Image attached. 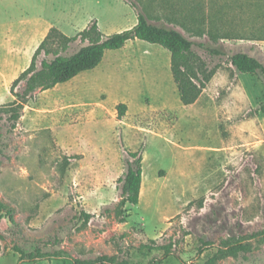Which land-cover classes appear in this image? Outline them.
<instances>
[{
  "label": "rangeland",
  "instance_id": "rangeland-1",
  "mask_svg": "<svg viewBox=\"0 0 264 264\" xmlns=\"http://www.w3.org/2000/svg\"><path fill=\"white\" fill-rule=\"evenodd\" d=\"M129 2L151 22L176 26L160 0H0L10 46L21 53L11 54L10 66L0 60L10 87L51 27L75 36L97 20L103 32H120L133 27ZM177 27L198 43L194 49L212 71L194 104L181 101L171 52L140 39L108 50L96 68L38 90L14 128L4 107L15 96L2 86L0 264L102 256L106 264H264L257 236L264 231V74L230 63L240 51L264 63V39L212 40ZM80 46L75 41L68 52ZM25 87L22 81L16 91ZM120 103L127 105L121 119ZM128 151L142 153L143 185L140 203L128 205L130 216L120 222L113 209ZM65 157H72L66 167ZM82 210L92 214L87 224ZM236 242L247 250L224 256Z\"/></svg>",
  "mask_w": 264,
  "mask_h": 264
},
{
  "label": "trees",
  "instance_id": "trees-1",
  "mask_svg": "<svg viewBox=\"0 0 264 264\" xmlns=\"http://www.w3.org/2000/svg\"><path fill=\"white\" fill-rule=\"evenodd\" d=\"M160 2L166 11V18L176 26L151 22L148 15L139 10L136 3L129 2L137 13L138 23L120 32L111 34L103 32L97 20L91 21L75 36L67 35L56 26L51 27L37 47L30 65L21 72L10 87L15 99L8 107H4V111L9 116L12 127L16 126L26 104L38 90L53 89L83 71L96 68L103 61L108 50L123 48L131 40L140 39L158 44L171 52V72L180 92L181 101L185 105H191L199 100L212 77V71L206 70L205 61L195 51L194 46L198 43L177 26L191 35H206L212 40L227 37L242 38L246 35H258L264 39V3H258L257 0H160ZM75 41H80V48L68 52ZM199 45L205 47L204 43ZM210 50L216 54L220 53L211 47ZM42 55L44 57L39 67L38 59ZM230 63L242 73L264 74V63L248 52L240 51L232 54ZM22 81L26 82V87L24 92L19 93L16 87ZM126 109L125 103L118 105L120 119ZM71 158L65 157V167L68 166ZM261 169L262 164L259 172ZM142 185V153L128 151L126 169L118 179L120 200L113 209L120 222H126L130 216L128 205L136 206L140 203ZM9 213L11 214L9 218L13 220L11 211ZM81 216L87 224L92 214L82 210ZM257 236H263L261 241H264V231ZM237 244V242L231 244V251H225L224 256L234 255L248 248L247 245ZM160 248L165 249L166 253H171L172 246L164 245ZM27 256L38 257L36 253ZM108 260L107 256L90 260L76 259L75 264H106Z\"/></svg>",
  "mask_w": 264,
  "mask_h": 264
},
{
  "label": "crops",
  "instance_id": "crops-1",
  "mask_svg": "<svg viewBox=\"0 0 264 264\" xmlns=\"http://www.w3.org/2000/svg\"><path fill=\"white\" fill-rule=\"evenodd\" d=\"M3 9V7H1V10ZM3 10L1 11V16H0V27H1V30L5 33L6 35V43L5 45H3V43H1L0 45V60L2 61V63H4V61H6L5 63L10 66L11 64H13V62H10V60H14L16 59L15 56H11V54H14L15 51H17V54H21L20 51L18 49H16V47H12L10 46V27H9V20H8V17L7 19H3ZM136 13V12H135ZM138 23V17H137V13L136 15L134 16V20H133V24L131 26H134ZM130 26V27H131ZM41 43V42H40ZM39 43V44H40ZM39 46V45H38ZM11 56V57H10ZM25 69V67H21V70ZM20 70V71H21ZM19 71V72H20ZM0 76L2 78H5L3 80H0V90L2 88V86L6 87V90L9 91L10 89V83H11V79L9 77H7V74L4 72L3 68L0 67ZM16 76V75H15ZM1 81H2V84H1ZM3 97L0 98V100L2 99Z\"/></svg>",
  "mask_w": 264,
  "mask_h": 264
}]
</instances>
